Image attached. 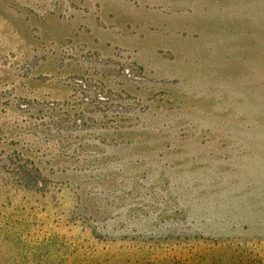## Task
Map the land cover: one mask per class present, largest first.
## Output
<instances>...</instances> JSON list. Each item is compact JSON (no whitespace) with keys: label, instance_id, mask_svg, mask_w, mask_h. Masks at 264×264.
I'll list each match as a JSON object with an SVG mask.
<instances>
[{"label":"rangeland","instance_id":"374dc122","mask_svg":"<svg viewBox=\"0 0 264 264\" xmlns=\"http://www.w3.org/2000/svg\"><path fill=\"white\" fill-rule=\"evenodd\" d=\"M8 1L68 32L0 26V264L175 239L264 259V0Z\"/></svg>","mask_w":264,"mask_h":264},{"label":"trees","instance_id":"16d2710c","mask_svg":"<svg viewBox=\"0 0 264 264\" xmlns=\"http://www.w3.org/2000/svg\"><path fill=\"white\" fill-rule=\"evenodd\" d=\"M160 241L128 250L106 251L79 264H264L254 250H243L238 244L218 240L191 244V239H175L172 241L179 245L177 249L163 250Z\"/></svg>","mask_w":264,"mask_h":264},{"label":"crops","instance_id":"0c3cea01","mask_svg":"<svg viewBox=\"0 0 264 264\" xmlns=\"http://www.w3.org/2000/svg\"><path fill=\"white\" fill-rule=\"evenodd\" d=\"M32 5L21 1L11 3L8 0H0L1 31L22 41L35 40L37 32L42 38L51 34H55L56 39L67 36L68 20L57 15L38 16L31 11L35 9V5Z\"/></svg>","mask_w":264,"mask_h":264}]
</instances>
